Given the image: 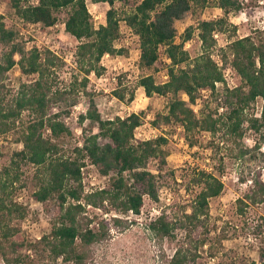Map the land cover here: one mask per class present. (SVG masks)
<instances>
[{
	"label": "trees",
	"instance_id": "trees-1",
	"mask_svg": "<svg viewBox=\"0 0 264 264\" xmlns=\"http://www.w3.org/2000/svg\"><path fill=\"white\" fill-rule=\"evenodd\" d=\"M17 16L26 22L52 26L57 13L66 11L64 29L78 44L75 47V63L82 74L74 76L68 86H59L57 69L64 65L63 59L50 49L41 51L36 46L26 49L16 40V32L0 15V134L17 127L23 112L28 118L21 122L18 141L22 148L14 151L9 163L0 169V258L5 264H87L93 259V245L110 237L111 227H122L126 219L118 216L103 218L89 215L86 207L103 208L117 213H139L144 195L158 199L157 173L149 170L151 161L157 162V170L166 165L167 138L137 140L135 129L142 124L143 111L131 112L121 117L101 119L97 113L91 92L87 89L90 72L99 75L104 67L101 59L105 54H121L124 48H116L115 41L121 36L123 21L138 37L139 58L142 68H150L158 60L161 50L170 60L167 80L156 82L151 74L141 75L137 85L144 94L165 96L164 111L154 114L151 125L180 124L194 145L195 132L212 134L225 128L227 135L235 139L243 136L244 122L255 131L264 127V29H255V34L236 36L237 26L230 22L229 15L242 9L239 0H91L109 5L105 22L95 27L92 23L86 0H4ZM121 1L130 5L120 14L114 3ZM215 6L222 10L217 18L199 19L187 26L178 37L176 21L188 13H197ZM264 12V1L262 3ZM200 42V51L190 56L184 48L194 32ZM227 34L228 43L221 49L222 64L234 68L240 82L228 88L219 66L213 59L212 50L217 45L214 33ZM18 65L25 75H35L28 82H21L14 95L5 101L3 91L8 71ZM223 83L225 110L216 116L206 113L196 115L193 105L200 90L215 92V83ZM124 88L113 90L120 100L125 99ZM87 96V109L79 114V122L91 119L98 122V131L84 133L81 144L64 148L61 139L71 134L64 116L79 101V93ZM184 93L186 99L180 98ZM130 92L127 101L133 100ZM257 98L262 99L259 115L249 112ZM86 160L97 170L112 173L107 187L84 191L81 168ZM34 167V190L32 198L44 202L54 198L58 214L48 233L32 242H26L15 223L25 217L27 208L14 199L16 185L25 186L21 180L24 165ZM126 172L129 176L126 177ZM131 180L132 182H129ZM189 184L197 186L189 208H177L176 204L163 207L160 213L147 224L159 240L175 238L176 230L184 232L187 242L176 247L166 264H194L199 248L206 244L200 236L205 231L209 212V200L218 196L224 187L219 175L207 168H198L189 176ZM264 201V180L257 175L252 186L238 202L256 204ZM109 207V208H107ZM110 209V210H109ZM167 209L172 211L167 212ZM95 222L96 225L91 224ZM39 246V247H38ZM41 250V260L31 258L22 249ZM245 264H264V250L258 261Z\"/></svg>",
	"mask_w": 264,
	"mask_h": 264
},
{
	"label": "rangeland",
	"instance_id": "rangeland-1",
	"mask_svg": "<svg viewBox=\"0 0 264 264\" xmlns=\"http://www.w3.org/2000/svg\"><path fill=\"white\" fill-rule=\"evenodd\" d=\"M242 9L229 15V20L237 26L236 36L255 34V29L264 28V14L262 3L264 0H239ZM92 23L97 27L105 22V12L109 5L104 2L93 3L86 0ZM121 14L129 10L130 5L121 1L114 3ZM222 10L209 6L197 13H188L181 20L176 21L179 41L180 34L189 25H195L199 19L217 18ZM0 15L4 17L7 25L16 32V40L22 41L29 49L36 46L41 51L50 49L56 51L64 65L57 69V82L59 86H68L73 82L74 76L81 77L75 63V47L78 41L64 29L66 11L57 13V21L52 26L40 23H30L16 15L4 0H0ZM120 38L115 41L116 48H124L121 54H105L101 59L104 70L96 75L90 72L87 84L88 91L94 101L97 113L101 119L115 116L124 117L131 112L143 111L142 124L135 131V138L143 140L163 135L167 138L163 146L167 152L166 165L157 170V162L151 161L147 168L157 173L158 199L153 201L144 195L143 206L139 213H117L114 210L99 209L88 206L89 215H98L103 218L116 216L126 219L122 227H111L108 240L93 245V259L87 264H166L174 249L187 242L183 230L177 229L175 238L157 239L148 229L147 224L155 218L163 207L176 204L181 209L189 208L193 197L198 190L197 186L189 184L190 174L198 168L213 170L220 176L224 187L222 192L209 200V212L205 223L206 229L200 236L206 238V244L199 248V255L194 264H245L250 260L258 261L259 253L264 250V201L256 204L238 202L252 186V180L259 175L264 180V127L260 131L250 128L244 122L243 136L235 139L234 135H227L225 128L212 134L208 131L195 132L194 145L189 144V138L180 124H161L158 127L151 125L154 114L164 111L165 96L153 95L147 97L143 88L137 85L141 75L151 74L156 82L167 80V67L170 62L163 50L155 64L150 68L139 66L138 37L123 22H120ZM217 45L212 50L213 59L221 60V49L228 43L227 34L217 32ZM190 56L200 51V42L195 31L192 37L184 44ZM3 46H0V53ZM230 65L229 62L222 68ZM35 75H25L18 65L13 66L7 73L5 80L6 90L3 98L8 101L16 92L21 82L32 80ZM239 78V76L237 75ZM234 78L239 84L240 79ZM124 88L125 99L120 100L113 94V90ZM134 93L133 100L128 102L130 92ZM223 85L215 87V92L209 89L200 90L193 105L197 116L206 113L214 116L225 110V97L222 94ZM179 97L186 99L184 93ZM87 96L79 93L78 103L64 116L66 125L71 134L61 139L64 148L81 144L84 133L97 132L98 122L84 119L79 122V114L87 109ZM262 99L257 98L255 104L249 109L254 115L259 114ZM28 113L23 112L17 127L0 134V169L9 163L14 151L22 148L18 141L21 122L27 120ZM84 191L107 187L112 173L101 174L97 168L86 160L81 169ZM21 180L25 186L16 185L14 199L26 206L27 213L24 218L16 220L20 225V233L26 242H34L41 235L48 233L52 221L58 214V204L54 198L39 202L32 198L34 190V167L24 165L21 168ZM129 172H126V177ZM129 182H132L129 180ZM109 208V207H107ZM172 211L167 209V212ZM95 226L96 223L91 224ZM39 247V246H38ZM22 249L23 253L30 254L31 258L41 260V250ZM0 264H5L0 258ZM57 264H69L58 262Z\"/></svg>",
	"mask_w": 264,
	"mask_h": 264
},
{
	"label": "built area",
	"instance_id": "built-area-1",
	"mask_svg": "<svg viewBox=\"0 0 264 264\" xmlns=\"http://www.w3.org/2000/svg\"><path fill=\"white\" fill-rule=\"evenodd\" d=\"M263 14H264V12H263ZM23 19L21 18V21H22ZM36 24V23H35ZM264 29V28H263ZM214 36H215V38L217 37V32L216 33H214ZM53 52H55L56 53V51H54V50H52ZM57 54V53H56ZM216 62H217V64L219 65V66H222L223 64H222V61L220 60V59H216L215 60ZM93 73V72H92ZM222 73H223V77H224V80H225V82H226V85H227V87L228 88H233V87H235V86H237L238 84L235 82V80H234V78L235 77H237V73H236V71L234 70V68L231 66V65H228V66H226V67H224V68H222ZM237 79H239L238 77H237ZM223 85V83H220V82H216L215 83V87H217V86H222ZM261 108H262V105L260 106V109H259V114H260V112H261ZM258 114V115H259ZM83 168V167H82ZM81 168V169H82ZM88 191H92V190H88ZM116 216H118V215H116Z\"/></svg>",
	"mask_w": 264,
	"mask_h": 264
}]
</instances>
